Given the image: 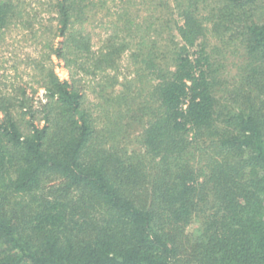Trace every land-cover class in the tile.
<instances>
[{
	"label": "trees",
	"instance_id": "obj_1",
	"mask_svg": "<svg viewBox=\"0 0 264 264\" xmlns=\"http://www.w3.org/2000/svg\"><path fill=\"white\" fill-rule=\"evenodd\" d=\"M21 2L0 0V42L38 32ZM47 8L40 108L0 50V264H264V0Z\"/></svg>",
	"mask_w": 264,
	"mask_h": 264
},
{
	"label": "rangeland",
	"instance_id": "obj_2",
	"mask_svg": "<svg viewBox=\"0 0 264 264\" xmlns=\"http://www.w3.org/2000/svg\"><path fill=\"white\" fill-rule=\"evenodd\" d=\"M109 3L112 5L111 1ZM22 7H24L25 11L29 12L31 16L36 14L34 15L37 17L35 29L39 28L38 26L40 25L45 28V25L48 26V24L51 23L50 18H52L53 13L47 8V0H23ZM101 19L102 13L93 18L94 21L92 20V23L87 26L88 30L92 33L93 42L97 46L100 39L106 34L99 23L107 19ZM41 26L36 35H33L27 30H23L19 26H11L6 30L0 42L2 59H5L3 67L6 70L5 72L8 75L9 82L11 83L13 81L16 86L25 87L27 95L31 97L36 108L41 107V103L45 101V95L44 89L42 87L38 88L39 78L37 74H39V71L36 69L34 70L29 62H31L30 60L32 58H37L39 60L43 57L44 50L41 48L39 42L43 37H47V34L44 35V33L41 32L44 30L41 29ZM58 40H60V38H56L55 42L57 43ZM216 42L217 40L211 38L209 48L212 49ZM222 54H224V52H222ZM243 58V56H239L238 52H226L222 57L220 61L223 63V67L220 68L221 77L226 79L229 85H232L233 81L238 78L237 73L240 72L238 66L243 62ZM14 64L17 67L16 70L12 67ZM52 65L61 79H68L70 77L68 69L65 68L60 59L53 56ZM47 66H50L48 62ZM85 84H87V81H85ZM89 96L90 100L93 101V96ZM40 124H42V122ZM196 226H199L198 222L194 223V228H196Z\"/></svg>",
	"mask_w": 264,
	"mask_h": 264
}]
</instances>
